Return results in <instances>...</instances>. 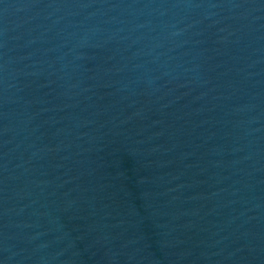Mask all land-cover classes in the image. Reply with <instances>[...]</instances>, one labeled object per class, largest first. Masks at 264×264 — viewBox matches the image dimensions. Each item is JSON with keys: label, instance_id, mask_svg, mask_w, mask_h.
Segmentation results:
<instances>
[{"label": "water", "instance_id": "1", "mask_svg": "<svg viewBox=\"0 0 264 264\" xmlns=\"http://www.w3.org/2000/svg\"><path fill=\"white\" fill-rule=\"evenodd\" d=\"M0 264H264V0H0Z\"/></svg>", "mask_w": 264, "mask_h": 264}]
</instances>
